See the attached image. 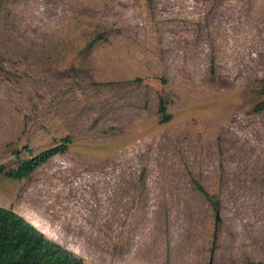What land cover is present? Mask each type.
I'll use <instances>...</instances> for the list:
<instances>
[{"label": "rangeland", "instance_id": "1", "mask_svg": "<svg viewBox=\"0 0 264 264\" xmlns=\"http://www.w3.org/2000/svg\"><path fill=\"white\" fill-rule=\"evenodd\" d=\"M263 81L264 0H0V165L72 137L0 207L91 264H264Z\"/></svg>", "mask_w": 264, "mask_h": 264}, {"label": "trees", "instance_id": "2", "mask_svg": "<svg viewBox=\"0 0 264 264\" xmlns=\"http://www.w3.org/2000/svg\"><path fill=\"white\" fill-rule=\"evenodd\" d=\"M264 95V81L255 90ZM264 108V102L258 103L253 110L259 112ZM158 113L160 122L165 123L171 119L166 110L162 97L158 99ZM72 137L66 135L60 143L31 154L21 159L16 168L6 170L0 165V173L8 178L20 180L31 175L37 168L47 163L52 157L65 152ZM197 188L205 195L213 206L215 219L218 221L219 200L209 194L201 185ZM0 264H91L78 256L74 251L63 247L44 235L35 226L10 209L0 207ZM106 264V263H94Z\"/></svg>", "mask_w": 264, "mask_h": 264}, {"label": "bare ground", "instance_id": "3", "mask_svg": "<svg viewBox=\"0 0 264 264\" xmlns=\"http://www.w3.org/2000/svg\"><path fill=\"white\" fill-rule=\"evenodd\" d=\"M28 218H29V217H28ZM28 218H27V219H28ZM30 219H31V218H30ZM32 221H33V220H31V223H30L31 225H33V224L36 223L35 221H33V222H32ZM29 222H30V221H29ZM34 222H35V223H34ZM35 225H36V224H35ZM33 226H34V225H33ZM36 226H38V225H36ZM37 228H38V227H37ZM39 229H41V228L39 227ZM39 229H38V230H39ZM45 229H46V228H43V229L41 230L42 233H43V234H47L46 236H47L48 238L52 239V237L50 236V235H52V234L49 235L48 233H45V231H44ZM48 231H49V230H48ZM54 239H55V238H54ZM52 240H53V239H52ZM59 240H60V239H59ZM53 241H54V240H53ZM55 242H56V241H55ZM59 243H60V241H59ZM61 244H62V243H61ZM79 245H80V244H79ZM68 248H69L70 250L74 251V252H75L76 254H78V255H81V256L83 255L82 252H81V250H80L79 248H77V247H68Z\"/></svg>", "mask_w": 264, "mask_h": 264}, {"label": "crops", "instance_id": "4", "mask_svg": "<svg viewBox=\"0 0 264 264\" xmlns=\"http://www.w3.org/2000/svg\"><path fill=\"white\" fill-rule=\"evenodd\" d=\"M77 255H78V254H77ZM127 262L131 263L130 261H125V260H123L122 263L129 264V263H127ZM122 263L115 262V264H122ZM106 264H107V263H106ZM139 264H140V263H139ZM141 264H142V263H141Z\"/></svg>", "mask_w": 264, "mask_h": 264}, {"label": "water", "instance_id": "5", "mask_svg": "<svg viewBox=\"0 0 264 264\" xmlns=\"http://www.w3.org/2000/svg\"><path fill=\"white\" fill-rule=\"evenodd\" d=\"M41 231V230H40ZM42 232V231H41Z\"/></svg>", "mask_w": 264, "mask_h": 264}]
</instances>
